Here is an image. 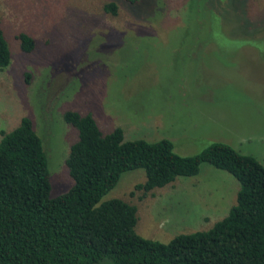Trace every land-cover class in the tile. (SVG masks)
<instances>
[{
  "label": "rangeland",
  "instance_id": "obj_1",
  "mask_svg": "<svg viewBox=\"0 0 264 264\" xmlns=\"http://www.w3.org/2000/svg\"><path fill=\"white\" fill-rule=\"evenodd\" d=\"M112 2L117 13L103 12ZM10 64L0 72V131L22 116L41 141L49 197L71 185L64 160L76 132L65 110L102 133L169 140L179 156L223 143L264 167V0H0ZM33 50L23 54L17 34ZM142 170L124 172L100 202L136 208L134 232L166 244L207 231L234 204L237 182L201 164L145 195Z\"/></svg>",
  "mask_w": 264,
  "mask_h": 264
},
{
  "label": "trees",
  "instance_id": "obj_2",
  "mask_svg": "<svg viewBox=\"0 0 264 264\" xmlns=\"http://www.w3.org/2000/svg\"><path fill=\"white\" fill-rule=\"evenodd\" d=\"M134 4L138 0H122ZM103 12L115 16L112 2ZM28 54L33 40L16 36ZM10 51L0 26V72ZM74 129L64 165L68 190L50 198L41 141L29 117L0 131V264H264V167L223 143L179 156L169 140H124L122 130L102 133L89 113L65 110ZM201 164L228 173L238 184L227 214L203 232L182 234L166 244L134 232L136 208L120 199L100 202L124 172L142 170L134 190L143 195L195 176Z\"/></svg>",
  "mask_w": 264,
  "mask_h": 264
}]
</instances>
